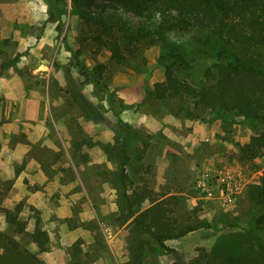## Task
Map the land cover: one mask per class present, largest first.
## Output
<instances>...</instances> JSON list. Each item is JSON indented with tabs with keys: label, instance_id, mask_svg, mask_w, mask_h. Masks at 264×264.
Segmentation results:
<instances>
[{
	"label": "rangeland",
	"instance_id": "1",
	"mask_svg": "<svg viewBox=\"0 0 264 264\" xmlns=\"http://www.w3.org/2000/svg\"><path fill=\"white\" fill-rule=\"evenodd\" d=\"M51 1L0 0V264H133L131 220L117 219L116 163L104 151L115 137L128 144L135 187L170 197L178 228L204 225L166 249L139 233L141 264H264V227L250 199L264 145L252 146V128L145 97L164 79L159 45L116 64L86 40L70 0ZM201 52L187 56L195 82ZM36 226L44 251L32 239Z\"/></svg>",
	"mask_w": 264,
	"mask_h": 264
},
{
	"label": "trees",
	"instance_id": "2",
	"mask_svg": "<svg viewBox=\"0 0 264 264\" xmlns=\"http://www.w3.org/2000/svg\"><path fill=\"white\" fill-rule=\"evenodd\" d=\"M70 6L89 29L86 40L108 49L116 64L139 59L144 47L159 45L164 79L145 90V97L177 100L188 115L193 114L192 106L205 111L210 120L246 123L256 134L252 146L264 145V0H70ZM196 49L206 58L197 82L190 79L193 61L187 59ZM102 70L98 64L92 72L100 78ZM104 151L116 163L109 180L116 194L117 219L131 220L133 264H141L145 253L146 242L137 238L139 233H150L157 247L166 249V240L204 226L178 228L169 216L170 197L160 199L147 186L133 185L127 142L115 137ZM250 199L258 212L253 220L264 227V172ZM144 203L148 205L142 208ZM32 239L39 251L46 249L45 231L36 226ZM7 244L12 251L18 248L10 239ZM6 261L0 257V262Z\"/></svg>",
	"mask_w": 264,
	"mask_h": 264
}]
</instances>
